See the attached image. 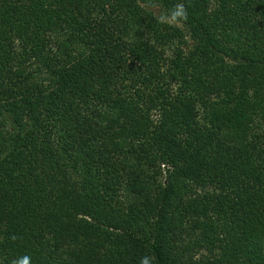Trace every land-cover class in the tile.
<instances>
[{"label": "trees", "instance_id": "16d2710c", "mask_svg": "<svg viewBox=\"0 0 264 264\" xmlns=\"http://www.w3.org/2000/svg\"><path fill=\"white\" fill-rule=\"evenodd\" d=\"M24 256L264 264V0H0V264Z\"/></svg>", "mask_w": 264, "mask_h": 264}, {"label": "clouds", "instance_id": "9594fccd", "mask_svg": "<svg viewBox=\"0 0 264 264\" xmlns=\"http://www.w3.org/2000/svg\"><path fill=\"white\" fill-rule=\"evenodd\" d=\"M158 22L173 27H179L188 19V10L183 2H177L172 7L162 12L157 17ZM13 264H31V258L24 256L21 259L14 260ZM139 264H152V259L149 256H142Z\"/></svg>", "mask_w": 264, "mask_h": 264}, {"label": "rangeland", "instance_id": "374dc122", "mask_svg": "<svg viewBox=\"0 0 264 264\" xmlns=\"http://www.w3.org/2000/svg\"><path fill=\"white\" fill-rule=\"evenodd\" d=\"M155 6V5H154ZM155 12H157V9H158V7L156 6V7H153L152 8Z\"/></svg>", "mask_w": 264, "mask_h": 264}]
</instances>
